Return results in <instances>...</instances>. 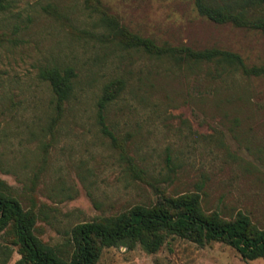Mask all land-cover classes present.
I'll return each instance as SVG.
<instances>
[{
	"label": "rangeland",
	"instance_id": "374dc122",
	"mask_svg": "<svg viewBox=\"0 0 264 264\" xmlns=\"http://www.w3.org/2000/svg\"><path fill=\"white\" fill-rule=\"evenodd\" d=\"M241 5L231 12L247 22L264 13ZM183 49L241 64L185 63ZM53 69L72 72L61 103ZM0 181L35 213L40 242L62 252L78 222L182 195L203 214L241 212L264 229V33L212 20L193 0H10L0 11ZM10 238L0 231L3 264L19 258ZM95 264L264 260L172 236L151 252L103 247Z\"/></svg>",
	"mask_w": 264,
	"mask_h": 264
},
{
	"label": "trees",
	"instance_id": "16d2710c",
	"mask_svg": "<svg viewBox=\"0 0 264 264\" xmlns=\"http://www.w3.org/2000/svg\"><path fill=\"white\" fill-rule=\"evenodd\" d=\"M197 11L215 21L233 19L242 24L259 27L264 33V0H193ZM239 2L241 7L260 6V17L252 22L243 18L242 11L232 13ZM10 0H0V11ZM243 8V7H242ZM244 20V21H241ZM155 56L163 52L152 50ZM185 63L212 62L216 66L241 64L235 54L216 49L192 52L183 49ZM70 69H53L48 74L57 103L63 102L71 88ZM107 99L106 91L97 103V116L102 122V109ZM35 213L24 209L19 201L9 195L0 181V231L11 235L10 243L19 253L15 264H95L103 247L132 246L138 243L148 252L156 250L166 237L178 236L196 244L211 240L224 242L232 247L242 260H264V229L258 228L244 213L238 212L231 219H222L215 212L203 214L195 196L182 195L167 200L164 205H134L126 211L99 220L78 222L70 229L67 251L48 246L33 233ZM10 249L0 245V264Z\"/></svg>",
	"mask_w": 264,
	"mask_h": 264
}]
</instances>
